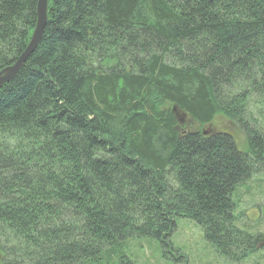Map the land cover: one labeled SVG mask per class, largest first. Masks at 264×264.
Here are the masks:
<instances>
[{
  "label": "trees",
  "instance_id": "16d2710c",
  "mask_svg": "<svg viewBox=\"0 0 264 264\" xmlns=\"http://www.w3.org/2000/svg\"><path fill=\"white\" fill-rule=\"evenodd\" d=\"M37 1L0 0V71ZM262 112L264 0H48L0 88V264L165 254L178 219L226 260L253 253L264 236L237 228L232 195L264 172ZM217 118L228 130H181Z\"/></svg>",
  "mask_w": 264,
  "mask_h": 264
},
{
  "label": "rangeland",
  "instance_id": "374dc122",
  "mask_svg": "<svg viewBox=\"0 0 264 264\" xmlns=\"http://www.w3.org/2000/svg\"><path fill=\"white\" fill-rule=\"evenodd\" d=\"M258 113V112H257ZM264 120V112L260 113ZM261 122V119H259ZM264 127V126H263ZM228 130L224 120L217 118L210 125L199 126L185 120L182 131ZM230 130V129H229ZM240 150L245 141L239 132H234ZM237 228L252 237L264 236V172L252 175L239 184L232 195ZM264 238V237H263ZM262 238V239H263ZM259 238L254 251L240 260H226L203 240L202 233L191 222L178 219L170 235L172 249L163 254V249L148 241L132 240L124 246L125 258L117 264H264V244Z\"/></svg>",
  "mask_w": 264,
  "mask_h": 264
},
{
  "label": "water",
  "instance_id": "95a60500",
  "mask_svg": "<svg viewBox=\"0 0 264 264\" xmlns=\"http://www.w3.org/2000/svg\"><path fill=\"white\" fill-rule=\"evenodd\" d=\"M47 2L48 0H38L36 6V23L34 30L29 39L28 45L26 46L23 53L18 57V59L10 66L2 69L0 71V88L9 83L19 72L21 67H23L27 58L34 51L36 46L38 45L44 30V26L46 24V10H47ZM211 130L207 129L203 132V135H208Z\"/></svg>",
  "mask_w": 264,
  "mask_h": 264
}]
</instances>
